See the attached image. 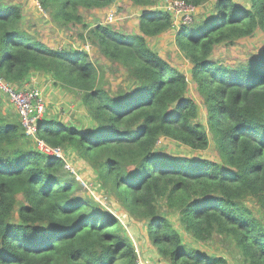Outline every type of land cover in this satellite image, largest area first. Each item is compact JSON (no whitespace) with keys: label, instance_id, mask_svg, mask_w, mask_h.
<instances>
[{"label":"trees","instance_id":"16d2710c","mask_svg":"<svg viewBox=\"0 0 264 264\" xmlns=\"http://www.w3.org/2000/svg\"><path fill=\"white\" fill-rule=\"evenodd\" d=\"M36 1L61 28H86L80 9L113 3ZM167 1L195 9L212 5L202 21L175 28L158 0H128L140 8L138 32L102 23L86 28L84 41L130 79L127 91L109 95L87 52L32 40L21 27V8L0 0V77L20 89L40 75L79 95L88 126L43 119L38 139L76 152L93 167L100 185L147 221L149 238L168 264L226 259L184 245L180 231L159 215L158 200L176 210L180 229L192 240L220 237L243 264H264V47L235 69L211 61L215 47L233 46L258 30L264 34V0ZM171 30L202 98L205 124L198 122L187 74L149 44ZM161 139L194 152L208 150L212 141L219 163L167 154L157 149ZM29 142L17 113L8 119L0 112V264H137L120 221L91 197L77 196L75 175Z\"/></svg>","mask_w":264,"mask_h":264},{"label":"rangeland","instance_id":"374dc122","mask_svg":"<svg viewBox=\"0 0 264 264\" xmlns=\"http://www.w3.org/2000/svg\"><path fill=\"white\" fill-rule=\"evenodd\" d=\"M164 1L158 0L156 3L158 9H162L161 7L165 5ZM234 1L240 4L245 2V0ZM2 3L5 6L16 5L21 8L23 14L21 27L27 31V34L32 40L42 42L47 47L55 50H68L71 48L87 52L89 60L96 65L102 77L103 89L109 95H114L119 91H127L131 87L130 79L122 66L104 59L99 54L97 48H92L84 41L87 35L86 28H91L99 23L104 24L110 13H113L115 16V22L111 25L113 28L132 33L134 30L132 28L128 29V26L125 24L136 19V16H139L140 13H135V16L133 15V10H135L133 8L134 5L128 2V0H113V3L109 7L99 10L80 9V14L87 25L86 28L74 24L63 28L58 27L47 12L39 10L40 7L36 0H2ZM211 5V3H207L199 9H195L191 23L196 24L202 21L203 17L209 14ZM136 8L140 9L138 7ZM132 23L130 22L129 24ZM175 28H179L178 25ZM175 31H169L158 38L150 39L149 44L155 50L159 51L163 55V58L170 64L188 74L189 63L177 49ZM263 47L264 34L258 30L253 36L236 41L233 46L221 45L215 47L211 55V61L217 62L223 67L235 69ZM188 81L190 82L189 95L196 101L199 108L198 122L205 124V110L202 104V98L201 96L199 97L196 87L191 83L189 76ZM25 84L30 87L39 88L42 91L46 101V114L44 119L61 121L78 128L88 126L89 121L79 103V95L67 94L62 88L54 86L48 78L40 75L34 74L33 78ZM14 88L17 89V87ZM0 112L2 116L3 114L6 115L8 119L11 116H16L15 109L9 100L1 94ZM210 143L208 150L194 152L171 140L161 139L158 142L157 149L170 155L204 159L209 162L219 163V158L213 149L214 144L212 141ZM29 145L35 149L33 143L29 142ZM64 154L67 165L70 163L75 169V177L85 185L83 187L80 184L81 189L77 192V196L91 197L99 206L104 207L120 221L134 246L137 255V264H168L149 238L147 221L126 210L114 194L108 193L107 189L100 185V181L93 167L86 161L79 159L76 156V152H64ZM246 205L249 208H255V204L250 200L246 201ZM156 208L159 215L165 216L172 224V227L180 231L184 245L195 250L197 249L203 255L215 254L222 256L226 259V264H243L239 253L234 250L227 240L214 237L209 243H200L187 236L179 227L176 210L173 207H169L165 200H158Z\"/></svg>","mask_w":264,"mask_h":264},{"label":"built area","instance_id":"2783aa9c","mask_svg":"<svg viewBox=\"0 0 264 264\" xmlns=\"http://www.w3.org/2000/svg\"><path fill=\"white\" fill-rule=\"evenodd\" d=\"M165 5L161 8L171 14L173 25H190L195 8L186 4L183 1L171 2L164 1ZM40 11L41 8H39ZM106 22L112 24L115 22V16L110 13ZM0 93L5 96L21 121L25 136L35 146L36 151L45 156L60 159L63 163V168L70 174L76 175L74 168L70 163L67 165V160L64 152L61 149L48 146L40 141L37 137L38 123L42 122L46 114V101L42 91L39 88H33L24 84L20 89H15L0 77ZM81 186L85 187L84 183L76 178Z\"/></svg>","mask_w":264,"mask_h":264},{"label":"crops","instance_id":"0c3cea01","mask_svg":"<svg viewBox=\"0 0 264 264\" xmlns=\"http://www.w3.org/2000/svg\"><path fill=\"white\" fill-rule=\"evenodd\" d=\"M133 8L135 9V10H133V15L135 16V13L137 14V13H140V9H137L135 6H133ZM130 22H133L132 24H129ZM103 24V23H102ZM104 24H108L106 21L104 22ZM138 15L136 16V19H133V20H131V21H129V22H127L125 25L126 26H128V29L129 28H132L133 30V32L132 33H136V32H138ZM132 25V26H131ZM119 31H121V32H123V33H125V31L124 30H119ZM171 31H173V30H171ZM128 34H129V32H128ZM161 36V35H160ZM160 36H158V37H160ZM157 37V38H158ZM162 55V54H161ZM187 76H189L190 77V75H189V73L187 74ZM188 78V77H187Z\"/></svg>","mask_w":264,"mask_h":264}]
</instances>
